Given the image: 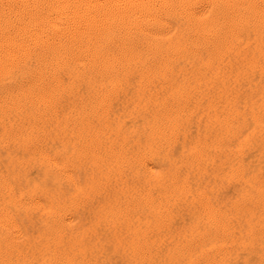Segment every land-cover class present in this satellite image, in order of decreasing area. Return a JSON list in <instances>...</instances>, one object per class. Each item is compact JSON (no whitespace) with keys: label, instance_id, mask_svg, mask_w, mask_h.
Listing matches in <instances>:
<instances>
[{"label":"bare ground","instance_id":"6f19581e","mask_svg":"<svg viewBox=\"0 0 264 264\" xmlns=\"http://www.w3.org/2000/svg\"><path fill=\"white\" fill-rule=\"evenodd\" d=\"M0 264H264V0H0Z\"/></svg>","mask_w":264,"mask_h":264}]
</instances>
